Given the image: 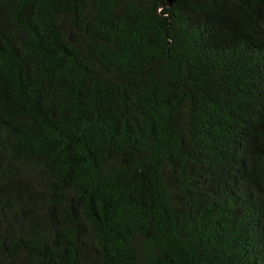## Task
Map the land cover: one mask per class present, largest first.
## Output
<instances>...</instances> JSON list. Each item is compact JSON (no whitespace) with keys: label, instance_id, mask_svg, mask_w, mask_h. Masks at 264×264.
Returning <instances> with one entry per match:
<instances>
[{"label":"trees","instance_id":"obj_1","mask_svg":"<svg viewBox=\"0 0 264 264\" xmlns=\"http://www.w3.org/2000/svg\"><path fill=\"white\" fill-rule=\"evenodd\" d=\"M0 264H264V0H0Z\"/></svg>","mask_w":264,"mask_h":264},{"label":"water","instance_id":"obj_2","mask_svg":"<svg viewBox=\"0 0 264 264\" xmlns=\"http://www.w3.org/2000/svg\"><path fill=\"white\" fill-rule=\"evenodd\" d=\"M178 0H167V2L169 3V5L174 4L175 2H177Z\"/></svg>","mask_w":264,"mask_h":264}]
</instances>
